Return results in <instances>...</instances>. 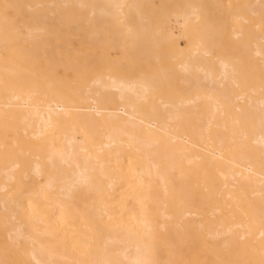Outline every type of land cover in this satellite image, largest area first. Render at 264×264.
I'll return each mask as SVG.
<instances>
[{"label": "bare ground", "instance_id": "6f19581e", "mask_svg": "<svg viewBox=\"0 0 264 264\" xmlns=\"http://www.w3.org/2000/svg\"><path fill=\"white\" fill-rule=\"evenodd\" d=\"M32 4L0 10V264H264V0Z\"/></svg>", "mask_w": 264, "mask_h": 264}, {"label": "rangeland", "instance_id": "374dc122", "mask_svg": "<svg viewBox=\"0 0 264 264\" xmlns=\"http://www.w3.org/2000/svg\"><path fill=\"white\" fill-rule=\"evenodd\" d=\"M21 1V2H20ZM34 1H41V0H0V10L2 9V11L5 10L4 13H2L3 15L2 16H6V15H9V16H20V17H30V16H37V15H40V13L38 12H32V11H28V6H31L33 7L32 3ZM43 1V0H42ZM2 2V3H1ZM20 3V4H19ZM19 4V6H18ZM17 6L16 8L14 6ZM1 6H3L1 8ZM27 6V7H26ZM7 7L8 9H5ZM14 7V8H12ZM26 7V8H25ZM4 8V9H3ZM35 9H32L33 11L34 10H37L38 7H34ZM41 8V7H39ZM18 13H17V11ZM12 13H11V12ZM12 14V15H11ZM0 16H1V12H0Z\"/></svg>", "mask_w": 264, "mask_h": 264}]
</instances>
